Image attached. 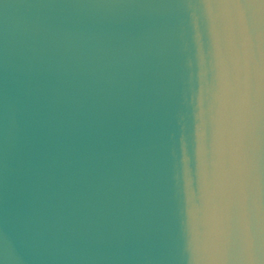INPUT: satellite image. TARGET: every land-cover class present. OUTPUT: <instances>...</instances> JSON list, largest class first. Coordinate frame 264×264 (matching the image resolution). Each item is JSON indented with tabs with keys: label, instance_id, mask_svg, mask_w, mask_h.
<instances>
[{
	"label": "water",
	"instance_id": "95a60500",
	"mask_svg": "<svg viewBox=\"0 0 264 264\" xmlns=\"http://www.w3.org/2000/svg\"><path fill=\"white\" fill-rule=\"evenodd\" d=\"M0 264H264V0H0Z\"/></svg>",
	"mask_w": 264,
	"mask_h": 264
}]
</instances>
